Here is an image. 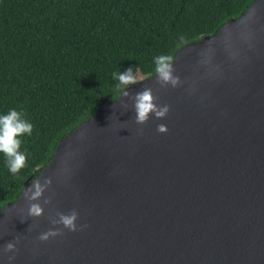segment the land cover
Returning <instances> with one entry per match:
<instances>
[{
  "label": "water",
  "instance_id": "water-1",
  "mask_svg": "<svg viewBox=\"0 0 264 264\" xmlns=\"http://www.w3.org/2000/svg\"><path fill=\"white\" fill-rule=\"evenodd\" d=\"M173 63L179 86L161 87L154 74L125 89L151 87L170 108L164 118L137 124L121 93L2 207L0 264L13 255L10 264H264V0ZM45 178L33 201L43 214L31 217L24 194ZM73 209L77 231L51 223ZM17 237L18 251L3 253Z\"/></svg>",
  "mask_w": 264,
  "mask_h": 264
},
{
  "label": "trees",
  "instance_id": "trees-1",
  "mask_svg": "<svg viewBox=\"0 0 264 264\" xmlns=\"http://www.w3.org/2000/svg\"><path fill=\"white\" fill-rule=\"evenodd\" d=\"M256 0H0V114L25 113L26 167L0 153V211L48 164L62 138L119 97L113 74L152 76L154 57L218 33Z\"/></svg>",
  "mask_w": 264,
  "mask_h": 264
},
{
  "label": "clouds",
  "instance_id": "clouds-1",
  "mask_svg": "<svg viewBox=\"0 0 264 264\" xmlns=\"http://www.w3.org/2000/svg\"><path fill=\"white\" fill-rule=\"evenodd\" d=\"M173 57L169 54H161L154 57V72L156 73L157 83L161 87L172 86L173 88L181 84L179 76L174 75L175 68L173 67ZM113 79L117 81L115 85V93L121 94L122 97L127 98L133 102V108L135 111V121L137 124H145L151 115H154L157 119L164 118L170 111L168 105L160 106L157 101L158 96L154 95L151 87H144L143 90L136 92L135 94L126 91L130 85L137 84V76L132 67H129L126 71H116L113 74ZM127 106V104H125ZM34 125L25 118L23 111L15 108L10 109L6 114H0V153H2L6 159V164L9 171L16 175L23 168L26 167L27 154L26 150L21 151L22 137L24 135H31ZM159 133H166L168 128L164 124L157 126ZM142 132V129H141ZM50 178H45L43 182L39 179L31 184L24 194V198L29 202L28 215L31 217H40L43 214V207L40 203H33V201L39 200L45 190L51 185ZM50 203V199H45L44 204ZM78 212L73 209L70 213H57L58 219L50 218L53 225L62 224L64 228L70 231H77L76 220L78 219ZM86 227V225L81 226ZM62 230H49L42 233L38 239L40 241H47L49 238L62 235ZM19 243V237L15 242H8L3 248V253L16 252V244ZM15 258V256H9V264Z\"/></svg>",
  "mask_w": 264,
  "mask_h": 264
},
{
  "label": "rangeland",
  "instance_id": "rangeland-1",
  "mask_svg": "<svg viewBox=\"0 0 264 264\" xmlns=\"http://www.w3.org/2000/svg\"><path fill=\"white\" fill-rule=\"evenodd\" d=\"M136 76H137V82L144 79L146 76L140 72H137L136 73Z\"/></svg>",
  "mask_w": 264,
  "mask_h": 264
}]
</instances>
